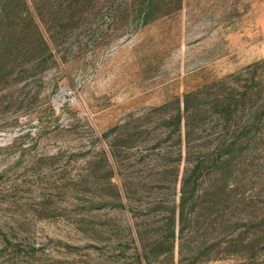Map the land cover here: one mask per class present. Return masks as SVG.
Instances as JSON below:
<instances>
[{"label":"rangeland","instance_id":"rangeland-1","mask_svg":"<svg viewBox=\"0 0 264 264\" xmlns=\"http://www.w3.org/2000/svg\"><path fill=\"white\" fill-rule=\"evenodd\" d=\"M144 2L0 0V264H264V0Z\"/></svg>","mask_w":264,"mask_h":264},{"label":"trees","instance_id":"trees-1","mask_svg":"<svg viewBox=\"0 0 264 264\" xmlns=\"http://www.w3.org/2000/svg\"><path fill=\"white\" fill-rule=\"evenodd\" d=\"M156 3V0H145L143 3V7H141L140 10V16H144L146 18L151 17L153 14V8ZM198 90H192L185 94V97L182 102V109L181 104L179 111L176 115H174L175 119H173V123L179 124V126H182V122L184 120L185 125V139H186V145L190 147L191 139L194 135V127H193V119L195 118V113L197 111V108L201 105L195 106V104L192 102L193 97H197ZM199 95V93H198ZM201 96V94H200ZM205 94L202 93V97H204ZM218 99L213 101L215 102V108L219 109L222 108L225 114H230L233 112V109H236L237 102L236 100H233L230 96H223L222 98L217 97ZM234 113V112H233ZM181 129V128H180ZM189 151V150H188ZM204 166V160L202 158L196 159L193 161H190V164L187 165L186 170L182 177L181 182V201L179 204V216L181 221H183L184 217L186 216V208H187V196L188 194H194L199 189L198 181L196 180V177L198 178L199 174L202 172ZM195 177V179H194ZM174 220V219H173ZM184 226H182L183 230ZM171 235H175V231H171ZM139 256L149 259V254L146 255V253L142 250V254Z\"/></svg>","mask_w":264,"mask_h":264}]
</instances>
